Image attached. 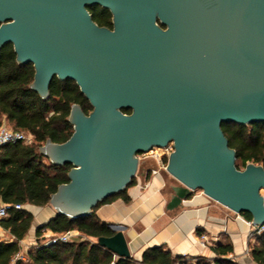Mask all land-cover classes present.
Returning <instances> with one entry per match:
<instances>
[{
  "label": "water",
  "instance_id": "obj_1",
  "mask_svg": "<svg viewBox=\"0 0 264 264\" xmlns=\"http://www.w3.org/2000/svg\"><path fill=\"white\" fill-rule=\"evenodd\" d=\"M107 9L112 30L90 7ZM32 65L30 88L49 96L54 77L72 80L92 111L72 105L70 138L39 152L70 165L49 205L70 220L124 191L139 154L172 143L167 210L196 191L235 214L264 222V169L235 166L221 124L264 123V0H0V49ZM122 110H129L130 114ZM96 240L131 257L120 230Z\"/></svg>",
  "mask_w": 264,
  "mask_h": 264
},
{
  "label": "trees",
  "instance_id": "obj_2",
  "mask_svg": "<svg viewBox=\"0 0 264 264\" xmlns=\"http://www.w3.org/2000/svg\"><path fill=\"white\" fill-rule=\"evenodd\" d=\"M94 21L110 25L111 15L101 7L88 8ZM103 25V24H102ZM34 78L32 65H21L16 61L12 45L0 49V126L6 123L14 131L23 132L33 137L31 143L15 142L0 148V202L7 205L8 217L0 221L3 229L9 231L14 241L0 243V264H238L230 255L232 245L214 243L210 250L214 257H187L173 255L160 247L147 248L141 260L122 259L110 251L88 240L69 243L40 242L42 232L49 231L58 236L70 231L95 239L112 237L114 232L107 224L98 220L95 209L115 198L129 201L126 190L103 200L88 216L70 220L63 215H55L45 225L36 230V244L28 249L23 260L16 259L20 252L19 242L28 233L32 216L26 206L45 207L59 185L67 184L70 165L55 166L42 156L39 148L47 141L62 144L73 133V126L68 122L71 106L79 105L84 114L92 111L88 100L80 92L74 81L58 80L56 77L49 84V96L42 99L30 88ZM130 114L129 110H122ZM228 146L235 152V166L244 169L247 163L259 165L264 169V123L252 125L221 124ZM20 205L16 210L13 207ZM251 222L249 214H242ZM200 234V233H199ZM250 244V257L255 264H264V233L253 235Z\"/></svg>",
  "mask_w": 264,
  "mask_h": 264
},
{
  "label": "crops",
  "instance_id": "obj_3",
  "mask_svg": "<svg viewBox=\"0 0 264 264\" xmlns=\"http://www.w3.org/2000/svg\"><path fill=\"white\" fill-rule=\"evenodd\" d=\"M152 155L150 153L142 158L138 155V173L133 184L126 190L128 202L115 198L95 209L100 222L107 224L111 230L122 232L131 258L139 262L147 248L160 246L173 255L212 258L214 254L210 247L214 243L228 242L233 249L230 258L238 264H255L249 254L254 238L250 224L242 214H235L201 191L194 192L180 207L167 210L172 196L171 188L179 184ZM24 210L32 216V224L24 239L19 242V254L23 258L38 240L36 230L55 216L50 205L26 206ZM203 234L211 241L214 240V243L202 245L199 237ZM51 236L49 231L42 232L40 242H46ZM85 240L96 242L87 237ZM13 241L9 231L0 225V243ZM74 241L81 240L78 238Z\"/></svg>",
  "mask_w": 264,
  "mask_h": 264
},
{
  "label": "built area",
  "instance_id": "obj_4",
  "mask_svg": "<svg viewBox=\"0 0 264 264\" xmlns=\"http://www.w3.org/2000/svg\"><path fill=\"white\" fill-rule=\"evenodd\" d=\"M33 140V137L29 134L14 131L12 129H8L4 126H0V148L3 146H6L10 143L15 142H22V143H31ZM154 150H157L159 153H154L152 155V158L159 163V165L165 169L167 159L170 155V153L173 151V145L172 143L167 144L165 148L158 149L154 148ZM150 152V151H149ZM152 153V152H151ZM150 154V153H149ZM138 157V156H137ZM262 195L264 198V191H262ZM8 206L0 203V221L8 217ZM16 210H20L22 207L20 205H15L13 207ZM251 233L252 235H259L264 233V222L260 225H254L252 222H249ZM80 239L81 241L85 240V237L83 235H80L76 231H70L58 236H51L46 242H44V245L60 242V243H69L76 239ZM200 242L202 245H206L208 243H214V240L211 241L207 235H200L199 237ZM16 259L23 260V256L18 254L16 256Z\"/></svg>",
  "mask_w": 264,
  "mask_h": 264
},
{
  "label": "flooded vegetation",
  "instance_id": "obj_5",
  "mask_svg": "<svg viewBox=\"0 0 264 264\" xmlns=\"http://www.w3.org/2000/svg\"><path fill=\"white\" fill-rule=\"evenodd\" d=\"M111 15V14H110ZM91 18H92V16H91ZM92 21L97 25V26H99V27H104V28H107V29H109V30H112L113 28H112V16H111V18H110V21H109V23H110V25H105L102 21V19H101V23L103 24H99V22H97V21H94L93 20V18H92Z\"/></svg>",
  "mask_w": 264,
  "mask_h": 264
},
{
  "label": "rangeland",
  "instance_id": "obj_6",
  "mask_svg": "<svg viewBox=\"0 0 264 264\" xmlns=\"http://www.w3.org/2000/svg\"><path fill=\"white\" fill-rule=\"evenodd\" d=\"M2 126L8 128V129H12V128L9 127L6 123H3ZM151 152H152V154H154V153H159L157 150L152 149L150 152H148V153H146V154H139V155H140V157L142 158V157H144L145 155H147V154H149V153H151Z\"/></svg>",
  "mask_w": 264,
  "mask_h": 264
}]
</instances>
